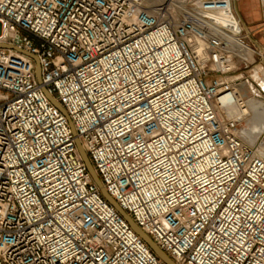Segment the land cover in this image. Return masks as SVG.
I'll return each instance as SVG.
<instances>
[{
    "label": "built area",
    "instance_id": "built-area-1",
    "mask_svg": "<svg viewBox=\"0 0 264 264\" xmlns=\"http://www.w3.org/2000/svg\"><path fill=\"white\" fill-rule=\"evenodd\" d=\"M257 59L233 0H0V264H165L77 140L175 264H264Z\"/></svg>",
    "mask_w": 264,
    "mask_h": 264
},
{
    "label": "bare ground",
    "instance_id": "bare-ground-1",
    "mask_svg": "<svg viewBox=\"0 0 264 264\" xmlns=\"http://www.w3.org/2000/svg\"><path fill=\"white\" fill-rule=\"evenodd\" d=\"M198 57L204 55L203 47H200L196 52ZM253 83V82H252ZM249 79L244 78L239 82V89L247 87L254 94V86ZM251 93V92H250ZM250 95V94H249ZM246 97V96H245ZM256 99V98H255ZM250 96L247 100L243 101L244 106H237L230 110L232 115L235 114H249L245 117V126L243 129V139L248 140L250 144H255L258 141L260 134L264 132V104L260 101H256ZM260 153L264 156V146L260 147Z\"/></svg>",
    "mask_w": 264,
    "mask_h": 264
},
{
    "label": "crops",
    "instance_id": "crops-1",
    "mask_svg": "<svg viewBox=\"0 0 264 264\" xmlns=\"http://www.w3.org/2000/svg\"><path fill=\"white\" fill-rule=\"evenodd\" d=\"M234 9L238 17L242 21L245 30L249 33V40L259 42L264 46L263 20L264 12L258 0H233ZM264 74V69L258 67L256 71L252 72V76L258 80L259 73Z\"/></svg>",
    "mask_w": 264,
    "mask_h": 264
},
{
    "label": "water",
    "instance_id": "water-1",
    "mask_svg": "<svg viewBox=\"0 0 264 264\" xmlns=\"http://www.w3.org/2000/svg\"><path fill=\"white\" fill-rule=\"evenodd\" d=\"M8 48V47H5ZM37 76H38V80L40 81V69L39 66L37 68ZM51 99V98H50ZM52 103L55 104L56 106H58V103L56 104L52 99H51ZM76 144L79 148L80 154L82 156V159L85 161V164L87 166V169L89 171V173L92 175L94 182L97 184V186L102 190V194L103 197H105V199L110 202L116 209L118 212H120V214L122 216L125 217V219L128 221V223L130 224V226L132 227L133 230H135L140 236L141 238L145 241L146 244H148L151 249L153 250V252L158 256V258H160L162 261L165 262V264H175L169 257L166 256V254L164 252H162L158 246L153 243V241L147 237V235L140 230L137 225L131 220V218L129 216H127L124 211L119 207V205H117L116 202L113 201V199L108 195V193L106 192V190L104 188H102L101 183L97 177V175L95 174L92 165L90 163V160L87 159L86 154L83 150V147L80 145L79 141H76Z\"/></svg>",
    "mask_w": 264,
    "mask_h": 264
},
{
    "label": "rangeland",
    "instance_id": "rangeland-1",
    "mask_svg": "<svg viewBox=\"0 0 264 264\" xmlns=\"http://www.w3.org/2000/svg\"><path fill=\"white\" fill-rule=\"evenodd\" d=\"M259 59H257V63H256V67L258 68V67H261V65H259ZM257 68L256 69H253V66H251V67H249V68H242V70L241 71H238L237 72V76H239L238 78L240 79V81H242L241 79H244V78H246V79H249L250 80V82L252 83V79L254 80V81H256V79H255V77L254 76H252V72H253V70H257ZM241 75V76H240ZM239 81V82H240ZM253 84V86H254V94L252 93V91L250 90H248L247 89V87H243V89H241V95H242V97H243V101L244 100H247L248 98H250V96L251 97H253L256 101H260V102H262L263 104H264V91L261 89V88H259V86L255 83H252ZM251 92V93H250ZM250 94V95H249ZM246 96V97H245ZM247 117V116H246ZM245 119V118H244ZM243 126L244 127H246L245 126V120H244V124H243ZM258 139H260V140H262L263 142H264V132L262 133V134H260V137H258ZM246 140V139H245ZM247 142H248V140H247ZM263 146H264V144H263Z\"/></svg>",
    "mask_w": 264,
    "mask_h": 264
}]
</instances>
